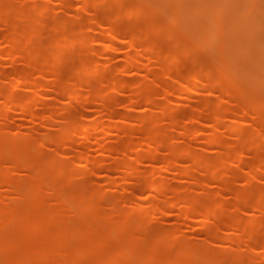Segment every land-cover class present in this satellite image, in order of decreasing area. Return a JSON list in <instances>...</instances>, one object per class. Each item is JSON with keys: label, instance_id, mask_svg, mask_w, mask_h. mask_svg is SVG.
<instances>
[{"label": "rangeland", "instance_id": "rangeland-1", "mask_svg": "<svg viewBox=\"0 0 264 264\" xmlns=\"http://www.w3.org/2000/svg\"><path fill=\"white\" fill-rule=\"evenodd\" d=\"M0 14V173L13 184L0 183V240L23 235L25 214L48 217L27 241L0 249V260L52 241L62 244L40 264H94L131 242L128 262L107 264H264L258 64L252 84L241 74V88L231 86L217 41L198 48L193 35L150 28L166 21L160 0H0ZM74 124L71 140L50 141ZM151 131L157 141L144 144ZM29 182L40 183L38 206L15 190ZM246 196L251 204L238 199ZM194 203L213 209L190 211Z\"/></svg>", "mask_w": 264, "mask_h": 264}, {"label": "bare ground", "instance_id": "bare-ground-1", "mask_svg": "<svg viewBox=\"0 0 264 264\" xmlns=\"http://www.w3.org/2000/svg\"><path fill=\"white\" fill-rule=\"evenodd\" d=\"M89 1V0H85ZM118 1V0H117ZM120 1V0H119ZM161 1V12L163 13L164 21H150L149 25L151 29L164 31L170 29L169 32L174 33L179 31L181 38L188 39L191 35L194 36L192 42L195 47L207 49L210 46V43L217 41L219 44V52L217 57V65L221 68L220 71L233 83L230 84L235 88H241V83L238 82L237 76L241 74L244 75L245 84H252V77L249 73L253 67V63L259 65L261 76L264 77V0H160ZM163 9V10H162ZM167 9V10H166ZM1 19V14H0ZM198 25L196 34L193 33L192 25ZM167 29H166V28ZM172 29V30H171ZM20 35L26 36L28 34L27 30H20ZM122 33L120 32H111L108 36L109 38L118 41L121 39ZM14 39V37H12ZM180 41V40H179ZM182 48V47H181ZM189 47L186 45L185 48H182L183 51L189 53ZM9 56L15 55V49L7 52ZM177 57L178 53L173 54ZM129 59L126 60L129 63ZM127 69L121 67L120 72L124 73ZM259 71V72H260ZM49 84H57L56 81H53ZM120 84V83H118ZM251 90L253 89L248 86ZM227 85L219 84L218 89L221 93H227ZM244 97L247 100L249 106L257 110L260 108L259 98L255 97V94L245 93ZM96 96L90 94L87 98V102L95 100ZM144 99L150 102L152 96L150 93H147L144 96ZM13 103V100H9ZM23 112L26 113L27 109L25 106L21 107ZM30 115L33 114L30 110ZM168 113V112H167ZM45 113H42L40 116H44ZM0 116L5 117V113L0 109ZM178 117V116H176ZM217 118V115L215 114ZM81 128L80 125L74 124V126L67 130L64 135L53 136L50 138L54 144L65 143V141L71 140L72 137L79 131ZM264 131V125H262ZM157 131H151L144 133L143 143H149L151 141L155 142ZM31 150L34 148L31 146ZM175 162L174 158H171L167 161L166 166L170 168ZM199 161L193 159V165H199ZM33 169L35 165L31 164ZM136 179H139L138 176H135ZM0 183L13 185L7 178L4 173H0ZM40 184V183H38ZM34 182H29L24 185L16 184L15 190L20 191L26 198L31 199V205L38 206L41 204V199L39 196V185ZM155 186H151V188ZM245 204H251L252 199L249 196H246L242 199ZM175 202H171L170 205L174 206ZM213 206L211 203H194L189 207L190 211H211ZM14 211H11L5 215L7 224H12L15 221ZM18 219V217H16ZM45 219L48 220L47 216H29L27 214L23 215L20 224L25 225V231L23 235L17 241H4L0 240V249L7 246H15L19 242L27 241L29 235L32 236L37 232L39 228H42ZM45 221V222H44ZM112 232H110L111 234ZM56 235L65 234L64 230L58 231ZM259 233L255 235V238L258 239ZM102 240H97L96 243L102 242ZM62 244L58 242L54 244L52 241H48L45 245L40 248L31 250L24 249L21 250L18 254L7 255L1 258V264H40L42 259L46 258L52 251L54 246H57L54 252L59 248V245ZM131 245V242H124L123 245H119L118 248L110 255L105 256L104 258L99 259L94 264H107V263H119V262H128V248ZM88 249H76L71 252V259L74 260V256L77 253H85ZM10 256V257H9ZM147 264H155L153 261H148Z\"/></svg>", "mask_w": 264, "mask_h": 264}]
</instances>
